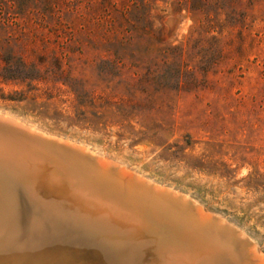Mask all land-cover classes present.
<instances>
[{
    "label": "rangeland",
    "instance_id": "374dc122",
    "mask_svg": "<svg viewBox=\"0 0 264 264\" xmlns=\"http://www.w3.org/2000/svg\"><path fill=\"white\" fill-rule=\"evenodd\" d=\"M7 11L0 54L36 67L13 79L0 60V112L186 196L264 263V0H60L53 19ZM39 73L28 91L24 76ZM25 245L15 264L58 261Z\"/></svg>",
    "mask_w": 264,
    "mask_h": 264
},
{
    "label": "bare ground",
    "instance_id": "6f19581e",
    "mask_svg": "<svg viewBox=\"0 0 264 264\" xmlns=\"http://www.w3.org/2000/svg\"><path fill=\"white\" fill-rule=\"evenodd\" d=\"M0 114L5 126L18 134L16 139L0 137V144L8 142L13 149L8 156L0 154V264H15L23 256L22 242L13 249L6 242L28 213L35 217L33 230L47 243L40 251L46 257L59 256L53 264H144L146 259L147 264H264L239 230L202 213L186 196L139 174L129 176L86 147L73 143L78 151L67 149L68 142ZM48 165L60 180L44 181ZM39 189L46 195L36 193ZM116 212L123 218L114 217ZM26 222L31 229L33 223ZM28 244L27 249L36 248ZM149 247L154 253L148 256ZM38 260L30 264H43Z\"/></svg>",
    "mask_w": 264,
    "mask_h": 264
},
{
    "label": "trees",
    "instance_id": "16d2710c",
    "mask_svg": "<svg viewBox=\"0 0 264 264\" xmlns=\"http://www.w3.org/2000/svg\"><path fill=\"white\" fill-rule=\"evenodd\" d=\"M59 1L60 0H0V6H6L8 9L7 13L11 11L14 14H17L18 16L40 13L44 18L53 19L56 15V8L59 6ZM140 7H142V11L144 12L146 9L145 4H141ZM0 60H2V62L5 64V72L10 75L8 77H13V79H15L14 73H19L20 70L25 71L28 66H31L33 68L36 67L33 62L28 63L27 61H25L23 56L21 55L16 59L13 52H7L5 56L3 54H0ZM51 71L52 70L47 68L45 70L46 76H48ZM46 76L41 75L40 73L36 78L24 76L22 83H26L25 86L28 87V91L33 90L34 87H30L32 82L35 80H46ZM27 92L21 91L19 93L20 97L24 96L25 94H28Z\"/></svg>",
    "mask_w": 264,
    "mask_h": 264
},
{
    "label": "water",
    "instance_id": "95a60500",
    "mask_svg": "<svg viewBox=\"0 0 264 264\" xmlns=\"http://www.w3.org/2000/svg\"><path fill=\"white\" fill-rule=\"evenodd\" d=\"M2 112V111H1ZM9 120H10V122L13 124V125H17V126H20L19 125V123L17 124L14 120H12V119H10L9 118ZM6 134L7 135H9L10 137H11V139H16L15 137H17L18 136V134H17V132H15V130H10V127H8V126H5V124H4V122H3V117H2V114H0V137L2 136H6ZM4 144V145H3ZM3 144H0V154H6V153H8V152H11V151H13V149H12V146L10 147V143H8V142H5V143H3ZM26 146V145H25ZM7 155V154H6ZM8 156V155H7ZM48 159V161H50L51 159L50 158H47ZM48 167V169L47 168H45V173H44V181L46 182V181H49L50 180V183H52V180L51 179H53V180H60V177H54V176H52L53 175V173H51L50 172V167H51V165H48L47 166ZM1 170V169H0ZM55 175V174H54ZM36 193H38V194H41V195H43V196H45L46 194H45V192H43L41 189H39V190H36ZM55 195H62V194H59V193H56ZM75 200H78V202H79V204H81L82 206H87L88 205V203L87 202H85V201H83V200H81L80 198H77L76 197V199ZM91 206V205H90ZM91 208V207H90ZM30 213H28L27 214V216H26V218H25V220L22 222V220L21 221H19L18 222V225H17V227H18V231H14L13 233H11L10 235H9V237H8V239H9V241H7L6 242V244L9 246V248L11 249H13V247H16L15 246V244H17V243H19L20 244V242H22V243H24V244H27V243H34L35 244V246H36V249H39V250H41V249H45L46 247H47V243L46 242H44L41 238H40V235H38V234H36V233H38L39 231H37V230H33V229H35L34 227L36 226L37 227V224H34V223H36L34 220V218H33V215H29ZM114 217H118V218H123V215L121 214V213H118V212H116L115 213V215H114ZM146 218L150 221V222H152V217H150L149 215H147L146 216ZM25 221H27L26 223L28 224V223H33V225H31V226H33L31 229L30 228H28V226L29 225H27V228L25 227ZM156 224H157V222H155ZM156 229V228H155ZM160 229H158V230H155V232L153 231L152 233L153 234H155V233H157V231H159ZM66 241H68V240H66ZM62 243H64V242H62ZM147 252H146V254L148 255L149 253H154V251H152V248L151 247H149V248H147V250H146ZM81 253H84V250L82 249V251H81ZM149 256V255H148ZM149 259H151V258H149ZM142 263H144V264H147V259L146 260H143V262Z\"/></svg>",
    "mask_w": 264,
    "mask_h": 264
}]
</instances>
